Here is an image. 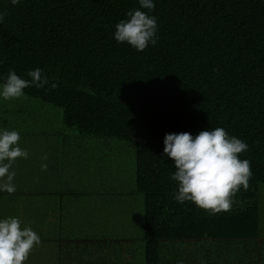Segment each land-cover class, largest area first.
Here are the masks:
<instances>
[{
    "label": "trees",
    "instance_id": "16d2710c",
    "mask_svg": "<svg viewBox=\"0 0 264 264\" xmlns=\"http://www.w3.org/2000/svg\"><path fill=\"white\" fill-rule=\"evenodd\" d=\"M154 2L150 14L157 17L159 40L137 51L112 35L127 11L139 7L137 0H18L15 5L0 0V12H6L0 22V74L11 68L30 79L27 71L38 67L49 80L43 88L23 90L32 100L29 109L20 102L6 109L3 103L0 126L23 127V113L39 115L37 100L62 109L63 122L53 128L61 130L36 131L31 124L17 131L20 138L32 137V150L47 162L59 164L61 155L51 146L59 135L61 152H73L84 167L83 138L117 139L134 147L130 185L114 176L115 193L108 194L113 202L120 196L133 206L128 215L137 212L139 194L144 196L138 234L83 238L103 255L113 253L109 264H137L130 254L142 240L143 264H176L178 259L199 264L201 258L206 264H261L264 247L251 251L249 243L264 242V0ZM65 126L81 136H65ZM215 127L247 142L239 156L250 161L251 176L231 208L213 214L172 199L174 164L162 151L165 133L195 135ZM34 137L50 148L44 152ZM83 186L86 194L90 184ZM106 240L113 246L102 249ZM179 242L183 250L173 247ZM226 244L249 248L235 259L236 251L228 255Z\"/></svg>",
    "mask_w": 264,
    "mask_h": 264
},
{
    "label": "clouds",
    "instance_id": "9594fccd",
    "mask_svg": "<svg viewBox=\"0 0 264 264\" xmlns=\"http://www.w3.org/2000/svg\"><path fill=\"white\" fill-rule=\"evenodd\" d=\"M10 2L15 5L18 0ZM137 2L139 7L127 11L126 18L115 24L112 35L117 43H127L135 50L143 51L150 45L155 46L159 40L157 17L150 14L155 8L154 0ZM5 14L0 12V22ZM3 62L0 57V64ZM26 75L30 79L21 77L11 68L6 75L0 74V101L22 97L26 87L43 88L49 84L41 68L29 69ZM56 86L54 82L51 84L52 88ZM19 140L17 130L0 127V193L16 190V172L12 165L16 158L29 155L20 147ZM163 144L162 156L174 164L169 177L175 183L172 199L176 202H193L214 214L228 211L239 188L247 189L251 176L250 161L239 156L247 150V142L229 135L224 128H207L195 135L189 132L165 133ZM46 167L41 164L42 169ZM39 243V234L18 216L0 217V264H23ZM176 264H184V261L178 259ZM199 264H206V261L201 258Z\"/></svg>",
    "mask_w": 264,
    "mask_h": 264
},
{
    "label": "crops",
    "instance_id": "0c3cea01",
    "mask_svg": "<svg viewBox=\"0 0 264 264\" xmlns=\"http://www.w3.org/2000/svg\"><path fill=\"white\" fill-rule=\"evenodd\" d=\"M31 138L25 136L18 141V143H25L24 149L28 151L29 155L27 158H16L12 165V169L16 172L14 178L16 190L12 193H0V217L18 216L23 223L30 225L40 236V243L32 248L23 264H97L104 261L105 264H109L114 260L113 253L111 256L106 255V253L103 255V252H98L97 247L94 249V247L85 245L84 237L73 232L75 231L74 227L63 226L64 222L67 225H76L77 214L89 211L88 202L97 192L96 188L90 184L88 192L83 194L85 189L83 184L76 186L74 183H69V155L67 153L63 154L58 146L61 137H59V140L54 137L51 145L61 155L58 159L59 164L54 160L47 162L45 155L40 156L34 152L31 148ZM33 139L36 140L35 145L44 152L50 148L48 144L45 145L43 139L39 137ZM54 140H58L55 145H53ZM42 163L47 165L45 169L41 168ZM28 167L32 168L31 176L21 178L28 171ZM80 169L84 170L82 166H80ZM75 177L74 180L76 181ZM108 211L111 210L108 209ZM92 213L94 214V211ZM262 217H264V214ZM262 222H264L263 218H261ZM58 228L61 231H57V234H55L54 231ZM63 228H66V231H63ZM92 238L97 239L96 236ZM238 244L241 243L238 242ZM108 245L110 248L113 246L111 242L106 240L102 249ZM251 245L250 250L252 251L255 247H264V242L259 239L252 240L249 243V246ZM249 246L237 249L236 247L229 248L226 244L224 248L228 255L236 251V259L242 251L247 254ZM259 252L264 253L263 250ZM131 255L133 254L131 253ZM261 264H264V256L261 258Z\"/></svg>",
    "mask_w": 264,
    "mask_h": 264
},
{
    "label": "rangeland",
    "instance_id": "374dc122",
    "mask_svg": "<svg viewBox=\"0 0 264 264\" xmlns=\"http://www.w3.org/2000/svg\"><path fill=\"white\" fill-rule=\"evenodd\" d=\"M31 98L27 96H22L20 98H14L7 101H0V114H3V103L6 105V109L12 108L13 105L20 102L25 105L28 109L30 108ZM34 107L39 109V115L36 117H31V110L28 113H23L20 120H23V127H17L16 130L28 129L32 128L36 131H51V133L59 132L61 129L54 130L53 128L59 123L63 122V111L60 108L49 104H43L39 101L35 100ZM18 103V106L20 105ZM23 107V109H25ZM33 122V123H31ZM31 124H34L31 127ZM1 127V126H0ZM62 128H64L62 124ZM65 136H73L76 134L81 136L75 129H71L65 126ZM23 132V130H21ZM75 135V136H76ZM57 136V135H50ZM59 135L58 137H60ZM22 138V137H21ZM31 138V137H30ZM86 142L82 140V147L86 150L82 152V158L86 161L85 167L83 171L80 169V163L77 162L78 159L73 158V152L69 155L68 160V178L69 183H74L76 186L80 184H91L99 190L100 194L94 193V197L90 198L88 205L89 211L80 212L77 214V224L75 225H67L65 222L63 226L74 227V233L79 236H105L107 235V239L111 238H130L138 234L139 224H142L140 220V212L143 204V195L139 194L137 200V212L134 214H126L125 211L133 210V206H128L125 199L119 196L118 201L115 199H111L110 192L115 193V179L114 176H120L122 180L127 182V186L130 185V178L132 171L131 168L134 165V159L132 153H135L134 147L125 141L115 140V139H100L98 137H87L83 138ZM21 148H24L25 143L19 142ZM68 150H72V145L68 142L67 144ZM27 172L21 176V178H27L31 176L32 168L28 167ZM76 170V174H75ZM21 175V173H19ZM76 176V177H75ZM74 177L76 181L74 180ZM74 180V181H73ZM129 192V190H128ZM262 198L264 200V186L262 189ZM106 200L110 201V204H106ZM118 206V207H117ZM110 208V212L108 211ZM114 208V211L112 209ZM78 211V210H76ZM94 211V214L92 212ZM90 212V213H88ZM57 231H61V229H56L54 231L57 234ZM63 231H66V228H63ZM135 234H134V233ZM188 245V243H187ZM109 246V245H108ZM136 249H134L133 259L137 264H143L144 259V244L143 240L138 241V245H136ZM173 247H177L180 250L185 248V244L183 242H179L173 244ZM201 249L206 248L207 246L199 244Z\"/></svg>",
    "mask_w": 264,
    "mask_h": 264
}]
</instances>
